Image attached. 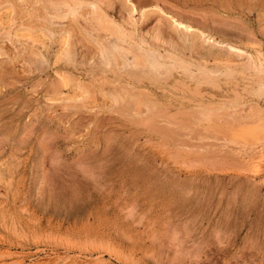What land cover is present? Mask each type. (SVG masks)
I'll return each instance as SVG.
<instances>
[{
	"label": "rangeland",
	"instance_id": "1",
	"mask_svg": "<svg viewBox=\"0 0 264 264\" xmlns=\"http://www.w3.org/2000/svg\"><path fill=\"white\" fill-rule=\"evenodd\" d=\"M51 1L0 0V264H264V0Z\"/></svg>",
	"mask_w": 264,
	"mask_h": 264
},
{
	"label": "bare ground",
	"instance_id": "2",
	"mask_svg": "<svg viewBox=\"0 0 264 264\" xmlns=\"http://www.w3.org/2000/svg\"><path fill=\"white\" fill-rule=\"evenodd\" d=\"M53 1V0H52ZM51 1V2H52ZM57 1V2H56ZM55 1V5L58 7H60V5H59V2H58V0H56ZM54 2V1H53ZM52 2V3H53ZM63 3V2H62ZM61 4V3H60ZM68 4V3H67ZM62 5V4H61ZM63 5H65V3L63 4ZM70 5V4H69ZM71 6H72V4H71ZM75 6H76V4H75ZM62 7V6H61ZM68 7V6H67ZM70 7V6H69ZM94 7V6H93ZM92 7V8H93ZM62 8H65V7H62ZM76 8H78V7H76ZM102 8V7H101ZM58 9H60V8H58ZM75 9V8H74ZM103 9V8H102ZM77 10V9H76ZM68 11V10H67ZM106 11V10H105ZM104 11V12H105ZM107 12V11H106ZM109 14V13H108ZM92 19L94 20V22H96V24L97 25H102V24H104L105 23V18H104V16L96 9V7H94V10H93V14H92ZM115 21V20H114ZM116 22V21H115ZM92 23H93V21H92ZM116 24V23H115ZM124 29H126V28H124ZM189 29H191V28H189ZM109 31V30H108ZM111 31V33L113 34V35H115L116 36V38L114 39L115 41L112 43V47H111V51L110 52H113V54H114V52H120V53H122V55L121 56H125L124 58L126 59V61L125 62H127V65H131V66H134V67H140V68H142V69H144V71H145V69L149 72V73H155V74H158V75H161V73H162V70L164 71V70H166L165 72H167V71H172L171 69L169 70V66L170 65H173L174 64V66L176 67L177 65H179L180 67H182V71L184 70V69H187V68H189V64L190 63H188L187 61H185V60H183L184 58H179V57H177V56H170L169 57V55H168V57H169V61H166L167 60V58L165 59V61L164 60H162L161 58H163L161 55H157V53L155 52V51H151V50H147L146 48H141L140 46H137L136 48H131V47H124V46H126V44L125 45H123L124 43H126V37L125 38H123V36H122V34L120 33V32H122V31H117V30H110ZM233 33V32H232ZM126 35V34H125ZM105 36V35H104ZM130 36V35H129ZM128 36V37H129ZM134 36V35H133ZM108 37V36H107ZM105 38V37H104ZM225 39V38H224ZM137 40V39H136ZM184 40V39H183ZM105 41V40H104ZM128 41H130V40H128ZM217 41V40H216ZM222 41V40H221ZM225 41V40H224ZM109 42V41H108ZM107 42V43H108ZM223 42V41H222ZM228 42V41H227ZM105 43V42H104ZM109 43H111V41L109 42ZM194 44V43H193ZM103 45V44H102ZM226 45V44H225ZM136 46V45H135ZM153 47V45H150V47ZM191 46V45H190ZM235 46V45H234ZM161 47H162V45H161ZM194 47H195V45H194ZM108 48V47H107ZM154 48V47H153ZM167 48V47H166ZM165 48V49H166ZM229 48V47H228ZM110 49V48H109ZM159 49V48H158ZM162 49H164V48H162ZM195 49V48H194ZM263 49V48H262ZM261 49V50H262ZM103 50L105 51V53L103 52ZM103 50H102V54L104 55H102L103 56V58H105V62H106V64L108 65V63H109V58H108V55L107 54H109V53H107L106 52V49H104L103 48ZM167 50V49H166ZM169 50V49H168ZM259 50V49H258ZM109 51V50H108ZM172 51V50H171ZM170 51V52H171ZM176 51V50H175ZM213 51V50H212ZM169 52V51H168ZM192 52H193V50H192ZM195 52V51H194ZM202 52V51H201ZM107 53V54H106ZM119 53V54H120ZM159 53V52H158ZM165 53H167V52H165ZM172 53V52H171ZM174 53V52H173ZM172 53V54H173ZM178 53V52H177ZM176 53V54H177ZM196 53H197V51H196ZM199 53V52H198ZM64 55H65V53H63ZM68 54V53H67ZM66 54V55H67ZM100 54H101V52H100ZM195 54V53H194ZM115 55V54H114ZM167 55V54H166ZM191 55V54H190ZM221 55V54H220ZM111 56V55H110ZM120 56V55H119ZM179 56V55H178ZM209 56V55H208ZM66 57V56H65ZM70 57V56H69ZM117 57V56H116ZM217 57H218V55H217ZM193 58H195V57H193ZM212 58V57H211ZM221 58V57H220ZM69 59V58H68ZM190 60V59H189ZM213 60V59H212ZM186 62H187V64L189 65H187L186 64ZM202 62V61H201ZM111 63V62H110ZM204 63V62H203ZM222 63V62H221ZM126 64V63H125ZM195 64H196V62H195ZM224 64V63H223ZM106 65V66H107ZM198 65H199V63H198ZM197 65V66H198ZM105 66V67H106ZM192 66H193V64H192ZM241 66V65H240ZM171 67V66H170ZM179 67V68H180ZM203 66H201V68H202ZM238 67V66H237ZM140 68H138V69H140ZM174 68V67H173ZM184 68V69H183ZM196 68H199V67H196ZM196 68H194V69H196ZM215 68V67H214ZM245 68V67H244ZM134 69V68H133ZM141 69V70H142ZM200 69V68H199ZM196 69V72H197V70L198 71H200V70H202V69ZM207 68H205V70H206ZM235 69V68H234ZM137 70V69H136ZM135 70V71H136ZM187 70H189V69H187ZM193 70V69H192ZM192 70H191V72H192ZM208 70V69H207ZM210 70V69H209ZM208 70V71H209ZM212 70V69H211ZM214 70V69H213ZM212 70V71H213ZM226 70V69H225ZM238 70H240V69H238ZM147 71L145 72V74H147ZM181 71V72H182ZM211 71V72H212ZM214 71H216V69L214 70ZM169 72H168V74H169ZM193 72H195V71H193ZM207 72V71H206ZM211 72H209V73H211ZM226 72H227V70H226ZM241 72V71H240ZM262 72H263V70H262ZM190 72H188V75L187 76H189L190 74H189ZM199 73V72H198ZM197 73V74H198ZM213 73V72H212ZM215 73V72H214ZM258 73H261V72H258ZM166 74V73H165ZM164 74V75H165ZM167 74V75H168ZM183 74H184V72H183ZM185 74H186V72H185ZM193 75L194 74H196V73H192ZM191 74V75H192ZM217 74V73H216ZM141 75H143L142 73H141ZM148 75V74H147ZM202 75H204V74H202ZM213 75V74H212ZM249 75V74H248ZM259 75V74H258ZM144 76V75H143ZM146 76V75H145ZM186 76V75H185ZM199 76V75H198ZM200 76H201V74H200ZM220 76V75H219ZM148 77V76H147ZM149 77H151L150 75H149ZM153 77V76H152ZM156 77V76H155ZM158 77V76H157ZM168 77V76H167ZM191 77V76H190ZM196 77V79H197V76H195ZM204 77V76H203ZM217 77V76H216ZM207 79H208V77H206ZM206 78H205V81H206ZM213 78V77H212ZM149 79V78H148ZM153 79V78H152ZM156 79V78H155ZM160 79V78H159ZM193 79V78H192ZM201 79H203V78H201ZM154 80V79H153ZM161 80V79H160ZM184 80V79H183ZM199 80V79H198ZM198 80H197V82H198ZM204 80V79H203ZM209 80V79H208ZM260 81H261V79H259ZM258 80V81H259ZM262 80H264V79H262ZM196 81V80H195ZM194 81V82H195ZM200 81H202V80H200ZM154 82V81H153ZM257 84H258V82H256ZM259 83H261V82H259ZM264 83V82H263ZM262 83V84H263ZM261 84V85H262ZM257 91V90H256ZM258 93L260 94H262V93H264V86H261L260 87V89L258 90ZM254 94H255V92H254ZM257 94V93H256ZM259 97V96H258ZM261 97V96H260ZM116 100V99H115ZM120 100V99H119ZM152 101V100H151ZM255 117V116H254ZM262 121V120H261ZM254 122V121H253ZM255 122H257V121H255ZM263 126V125H262ZM261 126V127H262ZM260 130V129H259ZM245 131V130H244ZM251 131H253V130H251ZM259 136H260V134H259ZM249 139V138H248ZM257 145V144H256Z\"/></svg>",
	"mask_w": 264,
	"mask_h": 264
}]
</instances>
